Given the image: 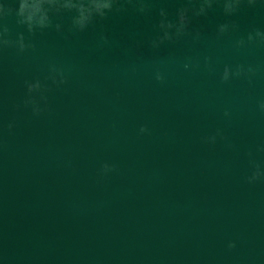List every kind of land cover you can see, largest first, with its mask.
<instances>
[{
  "label": "water",
  "instance_id": "obj_1",
  "mask_svg": "<svg viewBox=\"0 0 264 264\" xmlns=\"http://www.w3.org/2000/svg\"><path fill=\"white\" fill-rule=\"evenodd\" d=\"M0 2V264H264V179L247 181L264 170V43L246 41L264 4L213 5L153 48L159 11L187 0H118L82 32L63 14L32 34ZM237 66L253 73L222 82Z\"/></svg>",
  "mask_w": 264,
  "mask_h": 264
},
{
  "label": "clouds",
  "instance_id": "obj_2",
  "mask_svg": "<svg viewBox=\"0 0 264 264\" xmlns=\"http://www.w3.org/2000/svg\"><path fill=\"white\" fill-rule=\"evenodd\" d=\"M130 3L131 0H128ZM260 3L264 4V0H259ZM138 8L137 11L140 14L145 13L146 5L142 0H137ZM243 3L248 5H253L257 3V0H187V5L181 7L177 10L175 19H169L167 12L162 8L159 11V21L156 24L158 34L155 39L151 41V46L153 48L159 47L165 42H170L174 38L182 37L186 34L188 25L190 23V17H200L207 14V11L213 7V5L222 6L223 13L226 16H232L237 13L240 6ZM118 4V0H16L15 6V17L16 24L23 27L27 33L32 34L37 31H44L52 27V16H60L63 14H71V29L76 32H82L93 23L97 18L103 19L106 14L111 12L113 8ZM11 9H9L4 3L0 2V19H3ZM119 11V8H117ZM235 28V24L229 25L227 23L220 24L217 28L218 35H223L229 31V28ZM56 31L61 30V25L57 23L55 25ZM7 29L0 31V37L6 34ZM197 38L199 33L196 34ZM104 39L103 37L101 38ZM248 44H252L254 41L264 43V32L260 30H255L249 33L246 37ZM9 41L0 39V45H7ZM245 45V40H237L236 47H243ZM15 47L21 52L25 50L26 47L30 45L25 44V37L23 33L18 34ZM185 69L188 65L185 64ZM50 76L52 83L54 85L63 84L64 78L63 74L55 67L50 68ZM253 69L249 67L246 72L245 70L237 66L235 70H230L225 67L221 76L222 82H227L232 77H239L242 74H251ZM59 76L57 81L56 77ZM155 79L160 82L162 77L159 73L156 74ZM28 98L24 101L25 107H30L33 115H39L43 109L40 105L32 99L33 93H41V84L39 81L26 83ZM44 97L41 95V100ZM258 108L261 112H264V102L259 103ZM228 116V113H224ZM9 129L12 125L9 124ZM140 133L143 134L147 131L146 128L141 127L139 129ZM217 136L220 133L217 132L207 138L208 143H215ZM254 170L251 175L247 178L248 183H253L258 180L264 179V170L261 169L259 165H254ZM113 171V168L107 164L102 166L101 173L107 174ZM229 248L234 247L233 244L228 245Z\"/></svg>",
  "mask_w": 264,
  "mask_h": 264
}]
</instances>
